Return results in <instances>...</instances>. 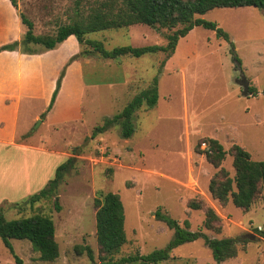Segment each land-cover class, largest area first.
Returning <instances> with one entry per match:
<instances>
[{
	"label": "rangeland",
	"instance_id": "374dc122",
	"mask_svg": "<svg viewBox=\"0 0 264 264\" xmlns=\"http://www.w3.org/2000/svg\"><path fill=\"white\" fill-rule=\"evenodd\" d=\"M89 3L84 0L81 10L88 11ZM17 4L19 17L24 13L34 22L35 32L43 34H54L59 25L70 22L75 9V0H17ZM197 17L217 23L229 39L218 36L214 29L195 26L179 40L178 52L160 73V64L166 58L163 52L119 60L95 54L96 72L89 70L85 75L81 108L75 106L79 98L74 95L69 99V93L73 95L70 84L61 93L71 56L55 78L47 104L43 102L46 95L32 99L28 114L34 117L39 112L40 117L31 118L29 137L19 136L18 140L25 139L48 152L36 156L47 167L36 190L17 202L5 199L0 208L8 219L37 213L52 217L60 255L43 261L29 240L14 238L11 242L18 262L0 238V264H99L95 206L99 191L119 193L124 204L127 242L116 258L148 254L170 243L174 229L155 217L156 210L161 209L192 231L202 229L210 237L248 239L237 244L236 256L220 264H264V236L256 229L264 231L263 193L244 211L231 200L222 204L209 190L210 180L220 167L235 175L234 144L248 150L253 159L264 160V14L256 6L216 7ZM168 32L166 28L136 24L91 33L90 37L112 48L166 44ZM62 43L52 49L39 44L34 48L44 53ZM233 50L240 64L233 59ZM64 68L56 99L48 110ZM155 76L159 79L157 105L136 112L132 137L123 138L119 124L92 137L96 125L121 111ZM243 76L249 80L252 94H243V86L238 83ZM58 100L60 106L56 107ZM208 138L218 139L227 151L220 167L207 158ZM20 154L24 155L17 148L0 146V188L3 179H10L12 163L17 162L13 157ZM70 158L72 165L65 171L55 197L33 204L21 202L46 187L58 166ZM6 164L11 172L4 169ZM56 199L60 209L55 206ZM193 199L202 201L199 203L203 207L189 206ZM208 207L220 216V231L206 228ZM250 234L256 237L251 239ZM77 245H89L94 260L85 251L79 253ZM157 264L216 261L204 239L198 238L177 246L170 259Z\"/></svg>",
	"mask_w": 264,
	"mask_h": 264
},
{
	"label": "trees",
	"instance_id": "16d2710c",
	"mask_svg": "<svg viewBox=\"0 0 264 264\" xmlns=\"http://www.w3.org/2000/svg\"><path fill=\"white\" fill-rule=\"evenodd\" d=\"M84 0H75L74 15L71 21L58 26L54 34L36 33L34 22L24 13H21L22 23L26 31L21 40L0 46L3 50L21 49L25 53H37L40 50L34 48V44L42 45L45 49L55 48L69 36L74 35L81 45V53L70 58L69 63L80 55L99 54L106 59L119 60L124 56L141 57L148 53L163 52L166 58L160 64V71L167 60L176 52L179 40L187 36L195 26L202 25L214 29L217 35L229 39V35L217 23L197 17L216 7H245L256 6L264 14V0H86L90 1L88 11L81 10ZM17 7V0H11ZM136 24H145L154 29L166 28V44H148L143 46L116 45L107 48L102 40L91 38L90 34L108 29L128 28ZM33 45V46H32ZM42 50V49H41ZM233 59L240 64V58L233 50ZM65 68L61 71L57 86L52 96L48 110L54 104L57 92L61 85V79ZM158 76H155L150 84L136 93L113 116H107L103 122L93 129L92 137L120 125V134L123 138H130L136 131L134 116L141 108H154L159 98ZM252 89V88H251ZM254 90V89H253ZM44 115V114H43ZM209 149L206 150L208 160L220 167L225 159L227 151L216 138H208ZM233 166L235 175L231 176L224 167L214 174L209 183L212 196L222 204L231 200L236 206L248 211L259 194L264 195V160H255L248 150L239 144L232 147ZM72 159L68 163L58 166L54 178L40 192H36L28 199L21 202L32 204L42 198L55 197L58 194V186L62 182L65 171L69 169ZM57 209H60L58 199L54 200ZM202 201L190 200L192 208H202ZM96 206V236L100 249L99 264H132L136 261L141 264H157L171 258L174 248L184 242L203 238L208 245L216 261L220 264L238 253L237 244L248 241H240L234 237H210L202 229L192 231L188 226H182L179 221L161 209L156 210L155 217L163 221L168 227L174 229V237L170 243L161 249H155L148 254H136L115 256L120 248L127 242L125 231V208L121 196L117 192L99 191L95 198ZM220 216L211 207L207 208L205 226L209 229L220 231ZM187 225V224H186ZM262 236L264 231L256 228ZM0 238L10 250L18 262H21L15 253L11 239H27L33 249L39 253V259L52 261L59 257V244L56 240V228L52 217L43 214L8 219L3 208H0ZM79 253L84 251L91 260H94V252L89 245H77Z\"/></svg>",
	"mask_w": 264,
	"mask_h": 264
},
{
	"label": "crops",
	"instance_id": "0c3cea01",
	"mask_svg": "<svg viewBox=\"0 0 264 264\" xmlns=\"http://www.w3.org/2000/svg\"><path fill=\"white\" fill-rule=\"evenodd\" d=\"M25 31L26 26L11 0H0V46L21 40ZM81 49L77 38L71 35L59 48L44 53H25L21 49L0 52V146L14 147L24 153L13 157L17 162L12 163V172L5 165L4 169L10 171L11 175L10 179L2 181L0 204L5 199L17 202L22 196L36 190L37 184L43 179L47 165L45 162L39 163L36 156L38 153L45 156L48 152L29 144L25 139L19 141L18 137H29L31 118L36 120L40 117L39 112L34 117L28 114L32 99L46 95L43 102L47 104L62 65L68 58L80 53ZM95 60V54L81 55L67 69L61 93L70 84L73 95L69 93V99L74 95L79 98L75 105L78 108H81L79 100L86 81L85 75L89 70L96 72ZM57 105L60 106L59 100Z\"/></svg>",
	"mask_w": 264,
	"mask_h": 264
},
{
	"label": "water",
	"instance_id": "95a60500",
	"mask_svg": "<svg viewBox=\"0 0 264 264\" xmlns=\"http://www.w3.org/2000/svg\"><path fill=\"white\" fill-rule=\"evenodd\" d=\"M238 83L243 86V94L244 95L252 94V92L250 91L249 80L245 76L241 77V79H238ZM248 237L253 239L256 237V235L250 234Z\"/></svg>",
	"mask_w": 264,
	"mask_h": 264
},
{
	"label": "built area",
	"instance_id": "2783aa9c",
	"mask_svg": "<svg viewBox=\"0 0 264 264\" xmlns=\"http://www.w3.org/2000/svg\"><path fill=\"white\" fill-rule=\"evenodd\" d=\"M204 144H206V143H204Z\"/></svg>",
	"mask_w": 264,
	"mask_h": 264
}]
</instances>
